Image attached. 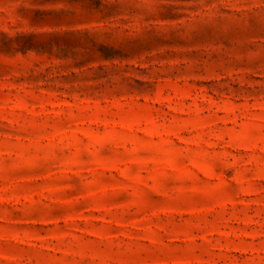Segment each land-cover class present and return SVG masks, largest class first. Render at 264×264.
Masks as SVG:
<instances>
[{
	"label": "rangeland",
	"instance_id": "1",
	"mask_svg": "<svg viewBox=\"0 0 264 264\" xmlns=\"http://www.w3.org/2000/svg\"><path fill=\"white\" fill-rule=\"evenodd\" d=\"M0 264H264V0H0Z\"/></svg>",
	"mask_w": 264,
	"mask_h": 264
}]
</instances>
